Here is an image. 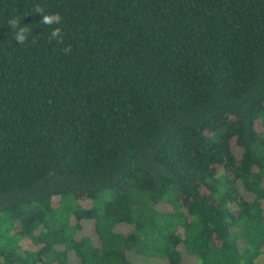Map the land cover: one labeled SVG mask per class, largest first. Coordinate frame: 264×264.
<instances>
[{"label":"trees","instance_id":"obj_1","mask_svg":"<svg viewBox=\"0 0 264 264\" xmlns=\"http://www.w3.org/2000/svg\"><path fill=\"white\" fill-rule=\"evenodd\" d=\"M262 253L264 0H0V264Z\"/></svg>","mask_w":264,"mask_h":264},{"label":"clouds","instance_id":"obj_2","mask_svg":"<svg viewBox=\"0 0 264 264\" xmlns=\"http://www.w3.org/2000/svg\"><path fill=\"white\" fill-rule=\"evenodd\" d=\"M32 12L35 14H39L42 17L40 23L42 25L48 26L51 29L49 33L50 39H55L58 42H63L65 34L61 27L63 17L60 13L48 12L43 6L39 4L34 6ZM8 25L12 29L13 39L18 44L24 45L26 44V42H28L31 29H29L27 25L22 24L20 16H12V18L8 19ZM32 42L35 43V38H33ZM63 52L65 54H70L71 47H65L63 49Z\"/></svg>","mask_w":264,"mask_h":264},{"label":"rangeland","instance_id":"obj_3","mask_svg":"<svg viewBox=\"0 0 264 264\" xmlns=\"http://www.w3.org/2000/svg\"><path fill=\"white\" fill-rule=\"evenodd\" d=\"M144 264H149V262L145 261ZM256 264H264V253L256 258Z\"/></svg>","mask_w":264,"mask_h":264}]
</instances>
